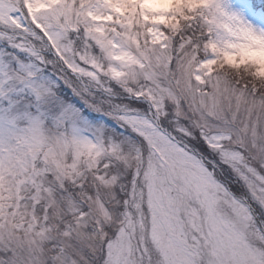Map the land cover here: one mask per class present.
I'll return each mask as SVG.
<instances>
[{
  "label": "snow or ice",
  "instance_id": "snow-or-ice-1",
  "mask_svg": "<svg viewBox=\"0 0 264 264\" xmlns=\"http://www.w3.org/2000/svg\"><path fill=\"white\" fill-rule=\"evenodd\" d=\"M0 264H264V0H0Z\"/></svg>",
  "mask_w": 264,
  "mask_h": 264
}]
</instances>
